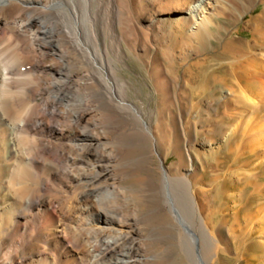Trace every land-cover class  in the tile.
Wrapping results in <instances>:
<instances>
[{
  "label": "bare ground",
  "instance_id": "obj_1",
  "mask_svg": "<svg viewBox=\"0 0 264 264\" xmlns=\"http://www.w3.org/2000/svg\"><path fill=\"white\" fill-rule=\"evenodd\" d=\"M221 1L0 0V264H172L189 249L205 264V249L222 250L213 219L226 204L213 193L227 185L224 246L264 264V52L218 48ZM246 1H231L238 20L263 2ZM212 50L177 92V60ZM129 51L160 96L157 123L129 99ZM188 105L210 127L199 139ZM210 135L226 140L208 149ZM197 145L221 172L192 163Z\"/></svg>",
  "mask_w": 264,
  "mask_h": 264
},
{
  "label": "rangeland",
  "instance_id": "obj_2",
  "mask_svg": "<svg viewBox=\"0 0 264 264\" xmlns=\"http://www.w3.org/2000/svg\"><path fill=\"white\" fill-rule=\"evenodd\" d=\"M231 1L232 0L221 1L219 4V8H218V10H219L218 11V15H219L218 17L219 18L218 17L216 18V25L217 26L215 28L217 31V39L215 40V43L218 44V48H220L221 42L223 43L225 41L232 40L235 44L243 45V47L246 50L251 48L249 46H253V48H251L253 53L264 52V50H262V49H257L254 46L255 43L253 42L254 41V34H253L254 28L256 27V25L261 20L260 17L263 15L262 13H264V0H263V2L258 3L256 6H252L253 8L248 9L249 11L240 20H238L240 12L237 10L231 9L232 8L231 7ZM240 1L242 3L244 2L245 7L249 5V3L246 0H240ZM222 15H224V16H222ZM216 54H217V52H214V50H212V51H208L206 54L192 53L191 57L188 60L178 59L177 63L174 66V71L177 72L178 75H175V74L173 75L172 72L170 73V76L174 80L175 90H177V92H178V89L181 85L185 86L184 81H186L191 76L194 78L195 76H197V74H199L201 67H200V64H197V63L199 62V60L201 58H203L205 55H208L209 57H213ZM125 63H120L119 66L121 67L120 74H121L122 78L129 83V89H128L129 99L131 101L139 104L141 107H143L142 109H143L144 113L147 115L148 119L150 121H153L154 123H157L158 116H157L155 108L158 106V103L160 101V96L156 92V88H155L153 81H152V78L148 72L147 65L145 64V62L143 60H141L138 56H136L135 54H133L130 51L128 52V58L126 59ZM215 63H216V61L212 60L211 64L213 65L214 68L218 67V65ZM220 74H222V73H220ZM222 90L223 89L218 90V98L219 99L215 102L214 107H213L215 112L217 111L216 110L217 108H219L220 110L223 111L226 107V104H225L226 98L224 97V95H223L224 93L222 92ZM228 96L230 97V95H228ZM228 96H227V99H228ZM188 99L189 98L187 97V101H188ZM176 111H177V113H179L178 110H176ZM185 111H186L185 112V114H186L185 118L189 117L191 119L190 120L191 125H190L189 130L191 129L195 139H196V137H197V139H199L200 137H199V135H197V133L201 130L206 129V128H210L208 126L209 124L205 123L204 122L205 120L204 121L199 120V118L200 119L202 118V117H199L201 114V113H199L200 112L199 109L193 110L191 112L189 105H188V107H186ZM214 111L211 112V115L215 113ZM170 118H172L171 115H170ZM203 118H205V117L203 116ZM255 118L258 119L259 114L255 115ZM169 123L171 124V121ZM213 125L219 127L220 123L216 122ZM224 133H226V131H224ZM225 135H227V134H225ZM225 135H224V137L222 135H218V137H212L210 135L209 138L212 137V139L213 138H215V139H213L214 141L212 140L211 143L208 142L206 148L212 149L213 147L217 146L214 143L224 142L226 140ZM203 138H204V136H203ZM206 148L204 149V148H201V146L197 145L196 150L199 149V151L197 152L195 150L194 153H191L192 154L191 160H192V163L194 165L201 167V165L203 163H205L206 160L204 158L205 156L203 153L206 151ZM230 159H231V157L228 158V161ZM176 161H177V157L172 153V154H170L169 159H168L166 164L168 167H170V166L174 165L176 163ZM210 161L211 160H209V158L206 161V165H207L206 171H208L209 174H214L215 172L219 173L222 171V170L220 171V168H218L216 165L211 164ZM155 163H156V165L161 164V160L157 155L155 156ZM226 166H227V164H225L223 169H225ZM204 187H208V186L205 185ZM223 189L227 190V194L225 193L226 198H225V196H222V195H220V199L215 198V194L217 196V193L216 192L213 193L214 194L213 198L216 201V206L217 205L219 206L220 202H221V206L226 204L225 207L223 206L221 208V209H223L222 212L220 211L219 214H216L215 218L213 219V224L216 228L217 236L222 238L221 243H220V246L222 245L221 246L222 250L219 253L215 254V256H211L210 253L208 252V248L205 249L206 251L204 250V252H203L204 253L203 258L205 256V258H204L205 264L206 263L207 264H249L251 257L255 253L253 247L252 248L248 247L247 250L243 253L245 255L241 254L239 258H237L236 254H234V251L225 247L226 245L224 244V242L229 240V234H230V230H231L230 227H231L232 221H230L231 217H229V216H231V212H232L231 207L233 206V203L229 198H227L228 194L231 193L230 186H228V185L224 186ZM248 194H250V190L246 191L245 196H247ZM188 251L189 252L191 251L190 253H191L192 257H188V256H190V253H188ZM188 251L186 253V255L188 254V256H186L183 251L175 253V256H177V257H176V260L172 262V264H200V263H197V262H199V259H197L198 257L196 255V253L194 254V252L190 249ZM178 253H180V254H178ZM211 257H213V258L211 259ZM189 258H192V259L189 260ZM194 258H196V260ZM208 259H210L211 261Z\"/></svg>",
  "mask_w": 264,
  "mask_h": 264
}]
</instances>
